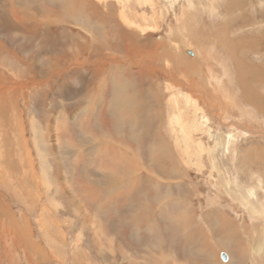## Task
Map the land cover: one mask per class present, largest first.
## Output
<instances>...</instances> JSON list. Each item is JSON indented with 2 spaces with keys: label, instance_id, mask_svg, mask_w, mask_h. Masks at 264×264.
<instances>
[{
  "label": "rangeland",
  "instance_id": "rangeland-1",
  "mask_svg": "<svg viewBox=\"0 0 264 264\" xmlns=\"http://www.w3.org/2000/svg\"><path fill=\"white\" fill-rule=\"evenodd\" d=\"M233 1L229 7L228 0H83L85 28H64L76 34L96 33L103 39L107 37L109 49L103 50L102 55L97 51L93 59L90 52H66L71 56L69 65L60 70L52 64L56 53L45 52L46 47L33 41L37 32V35L33 30L20 34L14 29L16 24L25 27L33 19H43L39 15L41 11L34 6L26 8L25 4L44 6L48 0H0V12L9 3L3 9L11 10L9 19L19 22H12L9 28L12 31L6 32L0 26V38L4 37L7 45L0 41V97L13 96L12 114L16 113L18 124L17 130L0 128V264H264V213L259 210L264 205V90L262 85L253 88L251 97L252 92L247 91L249 74L238 73L235 65L238 48L231 42L240 36L245 44L246 36L249 44H261L259 48L264 45L260 43L264 24L252 18L254 13L259 19L264 14L255 12L256 8L264 9V2L261 7L251 3L252 0ZM248 3L251 4L245 12L242 8ZM45 8L49 10L46 5ZM117 14H124L130 25L121 23ZM244 15L251 25L244 29L239 24L235 26H239L238 31L228 30L236 23L245 25ZM50 16L45 14L42 26L53 25L51 32L55 36L62 28L55 26L57 22ZM177 19L185 22L180 26L188 38L180 39L173 28L178 27ZM99 24L102 28H96ZM118 24L129 33L119 29ZM139 27L147 31L140 34ZM126 33L137 46L141 44L139 48L150 41L156 46L144 49V53L134 47L130 53L122 42ZM31 46L36 48L35 55L31 54ZM15 50L22 51L23 57L17 56ZM187 50L193 55L187 54ZM26 56H30V62L24 59ZM37 56H40L38 63ZM201 57L206 60L203 64ZM238 57L245 65L253 63L261 68L258 76L264 80V57L241 48ZM80 68L92 71L91 78L98 71L112 70L113 77L126 80L131 86L130 92L131 88L134 92L131 95L141 97H134L127 112L119 106L109 108L112 105L107 95L108 82L103 89L107 101L105 113L102 115L98 108L96 114L94 109L89 112L87 108V113L83 111L79 115L73 109L85 103L90 92L98 90V81L78 82L72 76L63 86L60 83ZM44 71V77L36 76V72ZM79 83L83 87L78 96ZM60 87L65 89L64 99L59 96ZM84 92H89L87 97ZM170 100L173 102L169 103ZM105 119L108 130L103 128ZM143 123L150 132L148 135L140 126ZM75 134L80 136L78 140ZM92 140L96 142L91 143ZM65 145L68 153L64 151ZM150 146H157L154 158L164 167L161 171L155 162H150ZM22 149L28 151L31 168L21 161ZM71 149H78L79 156L75 157ZM168 151L172 159L167 157ZM66 155L72 159L70 163ZM9 165L17 167L18 174L13 175ZM132 171V176L149 178L150 184L131 195V184L126 177L121 187L128 198L120 191L102 197L92 187L88 188L91 185L96 190L117 189L116 179ZM33 172L37 178L31 183L28 176ZM100 172L112 178L100 176L93 180ZM153 185L158 187L157 196ZM237 189L241 194L236 193ZM242 195L253 202L251 208L242 206ZM177 199L182 205L173 202ZM143 204L149 211L141 215ZM214 209L221 211L226 217H221V221L228 220L226 225L235 231L230 244L233 247L226 242L215 244V234L222 229L216 228L211 218L206 216L202 226L203 214L213 213ZM135 211L139 213L140 226L149 220L150 228L155 230L152 234L142 230L139 240L132 238L135 234L129 224ZM183 211L191 217V227L197 235L195 241L202 240L200 245L210 247L208 259L185 249V229L181 222L176 225L167 221ZM122 244L125 252L120 248ZM153 244L161 250L154 249Z\"/></svg>",
  "mask_w": 264,
  "mask_h": 264
},
{
  "label": "bare ground",
  "instance_id": "bare-ground-1",
  "mask_svg": "<svg viewBox=\"0 0 264 264\" xmlns=\"http://www.w3.org/2000/svg\"><path fill=\"white\" fill-rule=\"evenodd\" d=\"M34 1V0H33ZM36 1V0H35ZM83 0H48V3H46L45 5L46 6H48V8H49V10L47 11L46 10V8H45V5L43 6H41L40 8H38L37 6L35 7L34 5V8L37 10V11H41V16H43V19H44V17H45V14L46 13H50L51 15H53L54 16V12L57 14V16H55L56 18L58 17V18H66V20H71V21H74L73 22V25L74 26H76V27H80V28H85V15H84V13H83V9H82V7L84 6H82V2ZM51 3H53L52 5H51ZM8 5H9V3H8ZM7 5V3H6V5H4L3 6V8H5V7H7L8 6ZM248 5V4H247ZM10 6V5H9ZM25 6H26V8L28 7V8H30V4H25ZM40 6V5H39ZM2 8V10H1V14H0V26H5V27H7V28H10L11 26H12V22H17V23H19L18 21H14V20H10L9 19V14H10V12H11V10H9V9H3ZM31 8H33L32 6H31ZM9 10V11H8ZM244 10V9H243ZM12 13V12H11ZM243 14V13H242ZM59 15V16H58ZM117 16H118V18H120L119 20H120V22L121 23H124V25H130V23H129V21H127V17L124 15V14H117ZM115 17H116V14H115ZM178 18V17H177ZM182 18V17H181ZM43 19H37V20H35V19H33V20H31L30 22H28L27 23V25L25 26V27H23L22 26V24H16L15 25V27H14V29H16L20 34H22L23 32H25L26 34H28V33H30L29 32V30L31 29V30H33L32 28L36 25V23H38L39 21H40V23L42 24V21H43ZM260 19H264V14H261L260 15ZM180 19H177V25H178V27H173L174 29H175V31H176V33L178 34V36H179V38L181 39V38H185L186 39V37H187V35H185L184 36V28L182 27V26H180V25H182V23H185V22H183V21H179ZM195 20V19H194ZM219 20V19H218ZM245 22H246V20H245ZM180 23V24H179ZM190 23V22H189ZM89 24V23H88ZM251 24V22H249L247 25H250ZM120 27H119V29H122V30H127V28L125 27V26H123V25H121V24H118ZM235 25V24H234ZM232 26V29H230V27L228 28V30H230L231 32H233L235 29L238 31V29L235 27V26ZM102 26V25H101ZM100 26V24L98 25V26H96V28H102ZM184 26V25H183ZM88 27H90V26H88ZM158 27V25L156 26V28ZM247 27V26H246ZM35 28H36V26H35ZM34 28V29H35ZM146 28H148V25L146 26ZM91 29H94V28H92L91 27ZM155 29V28H154ZM158 29H160V28H158ZM143 30H147V29H143ZM226 30V29H225ZM239 30H241V28L239 29ZM213 31H215V30H213ZM28 32V33H27ZM33 32H34V30H33ZM127 33H129V31L127 30L126 31ZM198 32V31H197ZM219 32V31H218ZM124 34V36H123V38H122V42L123 43H125L127 46L126 47H128L129 48V50H130V53L133 51V49H134V47H135V50H139L140 49V52H143L144 53V49H147V50H150L155 44L154 43H152V41H150V42H148V44H142V46H140V48L138 47L139 45H141V44H138V46L135 44V43H137L134 39L132 40V38L129 36V34ZM200 33V32H199ZM215 33V32H214ZM217 33V32H216ZM215 33V34H216ZM209 34H211V32L209 33ZM212 34H213V32H212ZM254 34V33H253ZM36 35V34H35ZM79 35V34H78ZM78 35H73V34H71V36H69L67 39L69 40V41H73L72 43L73 44H75V45H79V40L80 39H78L77 37H78ZM84 34H82V36H83ZM221 35V34H220ZM241 35V34H240ZM32 35H28V37H31ZM72 36H74V37H72ZM80 36V35H79ZM215 36L216 35H214V39H216L215 38ZM223 36V35H222ZM56 37V36H55ZM210 37V36H209ZM74 38H77V40H75L74 41ZM80 38H81V36H80ZM134 38V37H133ZM188 38V37H187ZM212 38V37H211ZM218 38V37H217ZM208 39H210V38H208ZM221 39V38H220ZM263 39V38H262ZM217 40V39H216ZM215 40V41H216ZM248 40V39H247ZM251 40V39H250ZM254 40V39H253ZM33 41H35V42H42V43H44V44H48V45H50L51 46V51L50 50H48L47 52L49 53V54H55L56 53V59H55V61H52V64H53V66H54V68H60V70H63L64 69V67L65 66H67V65H69V63H68V61L70 60V55L68 54V53H66V49L65 50H63L64 48H63V46H62V51H58V50H56L55 48H56V45H54V44H57V43H59L60 42V40L59 39H57L55 42L53 41V39L52 38H49V37H47L46 35L44 36V37H37L36 36V38L33 40ZM222 41V40H221ZM231 41V40H230ZM255 41V40H254ZM103 42V41H102ZM101 42V40L99 41V36L98 37H94L93 36V39H92V44H93V46H92V48L89 50V51H87V52H90V53H95L96 52V50H94L93 48L95 47V49H97V48H99V49H101V51H102V53H104V51H103V49L101 48V46L103 45V43ZM209 42H210V40H209ZM233 42L236 44V42H237V46L238 47H240V48H243V49H246V51L247 52H251V51H255V49H257V48H253V47H249V46H247V45H243V42H242V40L241 39H235V38H233ZM248 42V41H247ZM246 42V43H247ZM250 42V41H249ZM245 43V44H246ZM259 43V42H258ZM258 43H256V44H258ZM261 43V42H260ZM132 44H134V45H132ZM163 44V43H162ZM166 44V43H165ZM224 44V43H223ZM226 44V43H225ZM224 44V45H225ZM229 45V44H228ZM242 45V46H241ZM254 45H255V42H254ZM156 46V45H155ZM257 46H261V44H259V45H257ZM60 47V46H59ZM125 47V48H126ZM164 47H165V45H164ZM227 47V46H226ZM255 47V46H254ZM264 47V46H263ZM263 47H261V49L259 48L258 50H262L263 49ZM223 48H224V46H223ZM228 48V47H227ZM53 49H55V50H53ZM57 49H59V48H57ZM159 49V48H158ZM61 50V49H60ZM155 50V49H154ZM239 50V49H238ZM55 51V52H54ZM73 50L71 49L70 50V52H72ZM243 51H245V50H243ZM39 52H43V51H39ZM80 52H83L82 50H78V51H76V54H80ZM85 52V51H84ZM99 52V51H98ZM127 52V51H126ZM155 52V51H154ZM153 52V53H154ZM237 52H239V51H237ZM129 53V52H128ZM129 53V54H130ZM152 53V52H151ZM186 53L187 54H189V55H193V53L191 52V51H186ZM256 53V52H255ZM233 56V55H232ZM160 57V56H159ZM236 57H237V55H236ZM162 58V57H161ZM202 58V64H203V61H206V60H204V58L203 57H201ZM234 58V57H233ZM261 58V57H260ZM206 59V58H205ZM234 59H236V58H234ZM236 62V61H235ZM196 63V62H195ZM201 63V62H200ZM201 64V65H202ZM206 64V63H205ZM217 64V63H216ZM196 65H197V63H196ZM210 66V65H209ZM242 66H244L245 67V64H241V67ZM252 66V65H251ZM196 67V66H195ZM243 67V68H244ZM248 69L250 68V66H246ZM210 68V67H209ZM256 68V67H255ZM77 69V68H76ZM194 69V68H193ZM258 69V68H257ZM212 70V69H211ZM247 70V69H246ZM249 71H251V73H254V72H256V69H252V67H251V69L249 70ZM252 71H254V72H252ZM45 72V71H44ZM60 72V71H59ZM111 72H112V70H111ZM247 72V71H246ZM258 72V71H257ZM89 73H90V75H89ZM93 72L92 71H89L88 69H82V68H80L79 70H76V71H74V72H71L70 74H68L67 76H66V78L65 79H63V80H61V83H60V85L61 86H63V84L65 83V82H67V78H71L72 76H74V79H75V81L77 80L78 82H80V80L81 81H85V82H88V80H90L91 79V76H93L94 74H92ZM109 73L110 72H108V73H106V72H103V73H99L101 76L102 75H109ZM36 76H38V77H41V75H43V77L45 76V74H46V72L45 73H43V72H36ZM142 74V73H141ZM240 74V73H239ZM256 74V73H255ZM250 75V74H249ZM251 75H253V74H251ZM97 77L99 76L98 74L96 75ZM82 78H83V80H82ZM141 78V77H140ZM106 79V78H105ZM105 79H103V81L105 82ZM102 81V82H103ZM258 81V80H257ZM60 82V81H59ZM100 82V81H99ZM261 82V81H260ZM257 85V84H256ZM261 85L263 86V88H264V82L263 83H261ZM83 87V86H82ZM85 87V86H84ZM131 87V86H130ZM130 87H129V85L127 84V82H126V80L125 81H123V80H121V78H118V79H115L114 81H111V83H110V96L112 95V97H113V99L111 100V104H112V107H114L115 108V106H119L120 107V109L121 110H126V112H127V110H129L130 108H131V106H132V103L134 102V100H135V98L134 97H136L137 95H139V94H135V95H131L130 93L132 92V94H134V92H133V89L131 88V92H130ZM142 87V86H141ZM61 88V87H60ZM127 90V91H126ZM129 90V91H128ZM63 91H65V89L63 88ZM82 91V90H81ZM155 91V90H154ZM126 92V93H125ZM64 94V93H63ZM85 95V94H84ZM79 96V95H78ZM85 97V96H84ZM139 97H141L140 95H139ZM111 98V97H110ZM118 102H119V105H118ZM141 104V103H140ZM13 105H14V98H13V96L12 95H5V96H1L0 97V122H1V125H0V128H6V129H12V130H14V129H18V124H17V122H16V118H17V116H16V113L15 114H12V110L14 111V108H13ZM118 107V108H119ZM89 109V106L88 105H86L85 106V108H84V112L86 111V109ZM119 109V110H120ZM148 109V108H147ZM11 112V113H10ZM10 113V114H9ZM122 113V112H121ZM74 115V114H73ZM117 115H118V113H117ZM127 115V114H126ZM63 116H64V113H63ZM122 116H125L124 115V113H122ZM85 117L87 118V116L85 115ZM132 117V116H131ZM90 118V117H89ZM74 119H76V117L75 118H73V120ZM131 119V118H130ZM72 120V121H73ZM114 121V120H113ZM112 121V122H113ZM123 121V120H122ZM127 122V121H126ZM115 123V122H114ZM117 123V122H116ZM120 123V122H119ZM125 124V123H124ZM117 126V125H116ZM157 127V126H156ZM68 128V127H67ZM115 128V127H114ZM65 129V128H64ZM15 130V131H16ZM60 130H61V133H62V131L64 132V130H63V127H61L60 128ZM156 130V132H158V130H159V128L157 127V129H155ZM154 130V131H155ZM66 131V130H65ZM160 132V131H159ZM148 133H150L149 131H147V129L145 130V134L146 135H148ZM157 134V133H156ZM85 135V134H84ZM152 135V134H151ZM64 136V135H63ZM75 136H77V139L76 140H78V138L80 137L79 135H77V134H75ZM61 137H62V135H61ZM74 139V138H73ZM73 139H70V141L69 142H72V140ZM69 140V139H68ZM75 140V141H76ZM90 140V139H89ZM75 141H74V144H75ZM68 142V143H69ZM69 145H71V143L69 144ZM91 146H93L94 148H95V144H93V145H91ZM97 147V146H96ZM77 148H79V147H77ZM110 148V147H109ZM97 149H98V147H97ZM156 149H157V146L155 147H152V146H150V151L152 152V156H151V159H150V162H155L156 163V165H158L157 167H158V170L159 171H161L162 170V168L164 169V167L154 158V156H155V154L156 153H154L155 151H156ZM76 151H72V149H71V152L74 154V156H75V154H76V156L75 157H78L79 155H78V149H75ZM64 151H65V153H68V147H67V145H65V149H64ZM84 153V152H83ZM28 154V151L26 150V149H22L21 150V155H22V157L20 156V158H21V161H23V165L26 167V165H25V163L26 164H28V165H30V157L27 155ZM71 155V154H70ZM78 155V156H77ZM68 156V157H67ZM84 156V155H83ZM67 157V158H66ZM167 157H170L171 159H172V157H171V151H168L167 152ZM65 159H67L68 160V163H70L71 161H72V159H70L69 160V155H66L65 156ZM81 159V158H80ZM79 159V160H80ZM163 159V158H162ZM167 159V158H166ZM171 159H170V161H171ZM174 160V159H173ZM122 161V160H121ZM163 161V160H162ZM80 163H82L81 162V160H80ZM84 163V162H83ZM133 164V163H132ZM170 164H171V162H170ZM173 165V164H172ZM10 167H12L11 169V171H12V174L14 175H16V174H18V169H17V167H13L12 165H9ZM129 166V165H128ZM85 167V166H84ZM130 167V166H129ZM132 167V166H131ZM30 168H31V165H30ZM171 170H170V173H173L174 172V169H173V166H171V168H170ZM88 170V169H87ZM86 170V171H87ZM29 172H31V170L29 169ZM44 172V171H43ZM133 174V173H132ZM90 175V174H89ZM173 175V174H172ZM179 175V174H178ZM71 176V175H70ZM74 176V175H73ZM96 176V175H95ZM37 177H36V175H35V173L33 172L31 175H29L28 176V180H29V182H33V180H35ZM114 178V177H113ZM42 179L44 180V182H47L46 181V178H44V177H42ZM49 180L48 181H50V176H49V178H48ZM93 179V178H92ZM94 179L95 180H97V177H94ZM131 179H133V180H136L137 182H134L135 184H140V186H142V187H144V188H146V186H148V183L150 184V181H149V178H146L145 180L144 179H141L140 178V180L141 181H138L137 180V177H132ZM79 180V179H78ZM89 180V179H88ZM153 181H154V179H152ZM76 181V180H75ZM126 180L123 178V176L122 177H118L117 179H116V183L117 182H119V183H117V186L118 187H120V188H122L121 187V183H124ZM83 183V182H82ZM90 184V183H89ZM130 184V183H129ZM153 184V183H152ZM155 184V183H154ZM84 185V184H83ZM126 185V184H125ZM146 185V186H145ZM127 186V185H126ZM157 186H159L158 184H157ZM156 185H153V189H155L156 191H155V195L157 196L158 195V192L159 191H157L158 189V187H157ZM83 187V186H82ZM89 187H92V189H93V191H97V192H99L100 194H102V197H103V195L105 194H107V193H113V194H115V193H118V189L119 188H117V189H112V188H106V189H101V188H99L98 190H96L94 187L95 186H88V188ZM136 187H138L137 185H136ZM143 188V189H144ZM84 189V188H83ZM137 189H139V188H137ZM159 189H160V186H159ZM86 190V189H85ZM124 190H125V188H124ZM122 191V193L124 194V197L125 198H128L127 197V194H126V191ZM127 190V189H126ZM141 190V189H140ZM149 191V190H148ZM133 192V191H132ZM132 192H130V194L132 193ZM139 193H141V194H143L142 192H139ZM148 193V192H147ZM157 193V194H156ZM236 193H238V194H241L240 193V190H238L237 189V191H236ZM129 194V195H130ZM138 194V193H137ZM136 194V195H137ZM117 195V194H116ZM132 195V194H131ZM134 195V194H133ZM145 195V194H144ZM94 196V195H93ZM113 196V195H112ZM140 196V195H139ZM114 197V196H113ZM143 197H145V196H143ZM241 198H242V201H241V203H242V206L243 207H247V208H251V206L253 205L252 203V201L250 200V199H247L245 196H240ZM91 198V197H90ZM89 198V199H90ZM107 198V197H106ZM116 198V197H115ZM141 198V197H140ZM131 199H132V197H131ZM154 201L156 200V198H155V196H154ZM141 200V199H140ZM84 201V200H83ZM92 201V200H91ZM102 201V200H101ZM143 201V200H142ZM109 202V201H108ZM112 202V201H111ZM110 202V203H111ZM173 202L176 204V203H179V204H181L180 203V200H173ZM252 202V203H251ZM129 203V202H128ZM127 203V204H128ZM95 204H97V203H95ZM116 204V203H115ZM109 205V204H108ZM111 205V204H110ZM182 205V204H181ZM184 205H186L185 203L183 204V206ZM112 206V205H111ZM115 206V205H114ZM127 206V205H126ZM155 206V205H154ZM96 207H97V205H96ZM102 208V207H101ZM106 208H107V206H106ZM117 208V207H116ZM121 208V207H120ZM128 208V207H127ZM182 208V207H181ZM121 210V209H120ZM126 210V209H125ZM124 210V211H125ZM140 210H142V211H140L141 212V215L142 214H145V213H148L147 211H149L148 210V207H147V205H145V204H143V206H140ZM259 210H261L263 213H264V205L263 206H261V208L259 209ZM110 211V210H109ZM137 211H139V210H137ZM137 211H135L134 212V214H133V217H131L133 220L131 221V222H129V224L131 225V227L133 228L132 230V232H133V234H135V236H133L132 238L133 239H138V238H140V232L142 231V230H144V231H148L150 234H152L153 233V230L150 228V226H151V224H150V221L148 220V222H147V220H146V222L147 223H145L144 224V226H140V224H139V219H138V216H139V213H137ZM1 212H2V210H1ZM145 212V213H144ZM115 213V212H114ZM110 216V215H109ZM206 216L207 217H209V218H211L213 221H212V224L213 225H215L216 226V228H220V229H222L221 230V232L220 233H218V234H215V235H217L216 236V238H215V241H216V245H221L223 242H226L227 243V245H230V244H232V242H233V240H234V235H236L235 234V231L233 230V229H231V227L232 226H228V224L226 225V221H228V220H226V221H224V219L221 221V217L222 218H226L224 215H222V213H221V211H218L217 209H214L213 210V213H208V214H203V222H201L203 225L202 226H204V221H205V219H207L206 218ZM123 217V216H122ZM107 218H108V215H107ZM116 218V217H115ZM115 218H114V222H115ZM113 219V218H112ZM12 220H13V218H12ZM131 220V219H130ZM13 221H15V219L13 220ZM13 221H12V223H13ZM128 221V220H127ZM168 222L170 221V222H175V224L177 225V224H179L180 222L183 224V227H184V229H185V233H184V238H185V241H184V246H185V249H187V248H189L190 250H192L191 252L195 255V256H198L199 258H209L210 257V255H211V253H210V250H209V246L208 245H206V244H204V245H200L201 244V241L200 240H198V241H195V239H197L196 238V232H194V230L192 229V227H191V225L193 224V222H192V220H191V217L188 215V212L186 211H183L182 213H178L177 215H175V216H173L172 217V219L171 220H167ZM230 221V220H229ZM113 222V223H114ZM146 224H148V226L146 225ZM207 225H209L208 223H206ZM211 224V223H210ZM117 225V224H116ZM198 225H200V224H198ZM212 225V226H213ZM112 226V225H111ZM164 226H165V229H166V231H168V229H167V224H164ZM106 227H107V225H106ZM110 227V226H109ZM201 227V225L199 226V228ZM102 228V227H101ZM111 228V227H110ZM110 228H108V230L110 229ZM172 228V227H171ZM195 228V227H194ZM202 228V227H201ZM236 228V227H235ZM246 228V227H245ZM98 229V228H97ZM169 230H170V228H169ZM246 230V229H245ZM155 231V230H154ZM169 232V231H168ZM218 232V231H217ZM245 232V231H244ZM243 232V233H244ZM202 233V232H201ZM250 233V232H249ZM132 234V235H133ZM155 234V233H154ZM207 235V234H206ZM103 236H104V234H103ZM106 236V235H105ZM131 236V235H130ZM142 236V235H141ZM203 236V235H202ZM258 236H259V234H258ZM215 237V236H214ZM130 238V237H129ZM255 238V237H254ZM80 239V238H79ZM111 239H113L112 241H114L115 240V238L114 237H111ZM139 240V239H138ZM236 241V240H235ZM240 242V241H239ZM238 242V243H239ZM242 242V241H241ZM259 242V241H258ZM247 243V242H246ZM255 243V242H254ZM253 243V244H254ZM259 245V244H258ZM122 247H120L119 245H118V248L120 247L121 248V250L123 251V252H125V248L123 247V244L121 245ZM231 246V245H230ZM234 246V245H233ZM233 246H231V247H233ZM238 245L236 244V246L235 247H237ZM252 246V245H251ZM154 249H160L161 250V248L159 247V246H157V245H155V244H153V246H152ZM212 247V246H211ZM258 247V246H257ZM144 249H145V247H143ZM212 249V248H211ZM260 250V249H259ZM147 251H150V249H147ZM102 254V253H101ZM122 254V253H121ZM167 256V255H166ZM154 257V256H153ZM193 257V256H192ZM241 259H242V257H241ZM241 259L240 260H238V261H241ZM222 260H225V259H222ZM147 261V260H146ZM162 261V260H161ZM235 264H238V263H235Z\"/></svg>",
  "mask_w": 264,
  "mask_h": 264
},
{
  "label": "crops",
  "instance_id": "crops-1",
  "mask_svg": "<svg viewBox=\"0 0 264 264\" xmlns=\"http://www.w3.org/2000/svg\"><path fill=\"white\" fill-rule=\"evenodd\" d=\"M27 1H29V0H26V2ZM233 0H232V2H231V0H228V6L229 7H231V6H233ZM264 2V0H252V2L251 3H256V4H258V5H261L262 3ZM231 3V4H230ZM243 3H245V2H243ZM251 3H248V5H246V7H244V8H242V9H244L245 10V12H247V8H249V6H250V4ZM30 4V3H29ZM31 5V4H30ZM31 6H33V5H31ZM31 6H30V8H31ZM35 7L37 6H39V5H34ZM41 6V5H40ZM261 7H262V5H261ZM38 8H40V7H38ZM26 9V8H25ZM33 13H36V12H34V11H32ZM255 12H263L264 13V9H262L261 10V8H256V10H255ZM47 14V13H46ZM40 16H41V14H39ZM55 16H57V14L54 12V17L51 15L50 17L52 18V19H54V21H56L57 22V24H54L55 26H57V25H61V28H62V30L61 31H59V33L57 34V35H53V33L51 32V29H52V27H54L53 25H47V26H42V24L40 23V21L38 22V23H36V28H35V26L32 28L33 30H34V32H35V34L37 35V33H38V35L40 36L41 35V37H44L45 35L47 36V37H49V38H52L53 39V41L55 42L57 39H59L60 40V42L59 43H57V44H54V45H56V50H58V51H62V46H63V50H65L66 49V52H70V50L72 49L73 51L72 52H76V51H78V50H82V51H85V52H87V51H89V49H91L92 48V46H93V44H92V39H93V36L96 38V37H98L99 36V41L101 40V42L103 43V45L101 46V48L103 49V50H108L109 49V47H108V44L106 43V39H107V37H105L106 39H103L102 38V36L101 35H97L96 33H85L86 35H83L82 36V34H80L79 33V35L81 36V38H80V36L78 35V34H76V33H73L70 29H66V28H64V26L65 27H67V26H72V27H74V25H73V22L74 21H71V20H66V18H56ZM59 16V15H58ZM252 18H254V21H256V22H259L260 23V25H263L264 24V19H259L258 17H255V13H254V15L252 16ZM244 21L246 20V22H245V25L244 24H242V23H236L235 21H234V23H236L234 26H236V25H239V24H241L240 26H244V29H245V27L246 26H249V25H247L249 22H248V20L247 19H245V15H244ZM233 22V21H232ZM255 22V23H256ZM252 23V22H251ZM251 25V24H250ZM50 26V27H49ZM3 27V30H5L6 32L8 31V30H10V31H12L11 29H9V28H6L5 26H2ZM45 27H49V29H47V28H45ZM239 27V26H238ZM238 27H236V28H238ZM35 28V29H34ZM143 28L144 27H139V30H137L140 34L141 33H143V32H146L147 30H143ZM262 29V28H261ZM236 30V29H235ZM234 30V31H235ZM30 31L32 32V30L30 29ZM37 32V33H36ZM262 30H261V32H260V36H261V43H264V34H262ZM6 34V33H5ZM71 34H73V35H78V39H80L79 40V44H80V46H79V48H77L76 49V51H75V49L74 48H76V46L77 45H75V44H73L72 43V41H69L67 38L69 37V36H71ZM37 35V36H38ZM53 36V37H52ZM33 37H34V35H33ZM77 38H74V41L75 40H77ZM263 38V39H262ZM235 39H241V37L239 36V37H235ZM248 38L245 36V38H243V40L245 41L246 40V44H243V45H247V46H249V47H253V48H257V49H255V51L253 50V51H251V54L252 55H256V56H260L261 58H263L264 57V45L262 46L263 47V49L262 50H258L259 49V47L257 46V45H254V43L253 44H249V40H247ZM232 41V43H233V39H231ZM0 41L1 42H3L4 44H5V46H7L6 45V41H5V39H4V37H1L0 38ZM22 44H24V45H26L24 42L22 43ZM39 44H40V46H43V47H46V49H45V52H47L48 50H50L51 51V46L50 45H48V44H44V43H42V42H39ZM107 44V45H106ZM27 46H30V45H27ZM60 46V47H59ZM242 46V45H241ZM255 46V47H254ZM32 47V46H31ZM236 49L238 48L239 50H237V51H239L240 52V47H238L237 46V42H236V44H235V46H234ZM8 48H10V47H8ZM12 48V47H11ZM10 48V49H11ZM33 48H35V47H32V48H29V49H31V50H33V52L31 53V54H34L35 55V50H36V48L35 49H33ZM57 48H59V49H57ZM55 49H53V50H55ZM61 49V50H60ZM94 50H96V52L97 51H101V49H99V48H97V49H95V47L93 48ZM261 49V48H260ZM243 50H245V52H247L246 51V49H243V48H241V51H243ZM28 51V50H27ZM26 51V52H27ZM236 51V55H237V60H236V63H235V65H236V67H237V70H238V73H240V74H244V72H246L247 71V74H250V75H248V79H247V83H250V89L247 87V91L249 92V90L252 92V96L251 97H253V88H255V87H259L260 85H261V83H263L264 82V80L263 79H261V78H259V76H258V72H259V70L261 69V68H258L257 69V67L255 68V66L254 65H252V64H250V68L248 69L246 66H248V65H245V67L244 66H242L241 67V64H244V62H242L241 60H238V53L239 52H237ZM15 52H16V55L17 56H21V58L23 57V53H22V51H16L15 50ZM55 52V51H54ZM96 52L95 53H93L92 54V59H93V56L94 55H96ZM256 52V53H255ZM26 54H30V53H26ZM101 55H102V51H101ZM235 55V56H236ZM38 58L36 59V63H38V61L40 60V56H37ZM30 58V56L29 57H27L26 56V58H24L26 61H28V62H30L31 61V59H29ZM90 59V58H89ZM99 59H101V58H99ZM86 60H88V59H86ZM98 61V60H97ZM99 62H100V60H99ZM98 62V63H99ZM97 63V64H98ZM39 65H40V63H39ZM252 65V66H251ZM244 67V68H243ZM251 67H252V69L254 68V69H256V72H254V71H252V72H254V73H251V71H249L250 69H251ZM109 69V68H108ZM115 69V68H114ZM247 69V70H246ZM239 71H241V72H239ZM258 71V72H257ZM106 73H108V72H110L109 73V75H102V76H94L93 78H91L89 81H98L97 82V84L99 85L98 86V90H96L95 92H84L85 93V96L87 97L88 95H90L89 97H88V100L87 101H85V103H82L78 108H76V109H73V112H76V113H78L79 115L80 114H84V108H85V106L84 105H86V104H88V103H90L89 104V112H91V111H93V109H94V112L97 114L98 112H97V109L99 108L100 109V112H102V115L105 113L104 112V110H105V107H107V101H105V98H104V95H103V93H104V87H105V85L109 82V84L111 83V81H114L115 79H118L119 77H116V76H114L113 77V75H112V72H111V70H109V71H105ZM99 73H103V71H101V72H97V74H99ZM256 73V74H255ZM251 74H253V75H251ZM141 77V75L139 76V79H141L140 78ZM106 78V79H105ZM103 79H105V82L103 81ZM138 79V80H139ZM258 80V81H257ZM100 81V82H99ZM103 81V82H102ZM261 81V82H260ZM80 84V88L79 89H77L78 91H77V95H78V93H79V90L82 88L81 87V83H79ZM100 84H101V88H99L100 87ZM252 84V85H251ZM257 84V85H256ZM85 85V84H84ZM87 85H89V83H87ZM59 89V96H62V98L64 99L65 97H63V93H65L64 91H63V88H58ZM263 90H264V88H262ZM99 90H101V91H99ZM140 91V90H139ZM107 92V91H106ZM87 93H89L88 95H87ZM98 93H99V95H98ZM108 94L107 95H109L108 97L112 100L113 99V97H112V95L110 96V85H109V90H108V92H107ZM76 95V96H77ZM94 95V98H92V96ZM140 95V94H139ZM139 95H137L138 97H139ZM247 95L249 96V93H247ZM64 96H66V95H64ZM110 99H109V101H110ZM92 101H94V105L92 104L91 105V102ZM111 102V101H110ZM171 102H173V100H170L169 101V103H171ZM93 103V102H92ZM112 105V104H111ZM118 105H119V102H118ZM84 107V108H83ZM110 107H112V106H109V108ZM101 108H102V110L103 111H101ZM56 113H59V112H56ZM85 113H87V112H85ZM78 115V116H79ZM103 121V128L105 127V129H107V126H108V122H107V120L105 119V120H102ZM159 121V116L156 118V122L155 123H157ZM83 122V121H82ZM72 123L74 124V123H76V119H74L73 121H72ZM140 126H142V127H144V131H145V125H144V123L142 124V125H140ZM66 130V129H65ZM68 131H71L70 129H67ZM108 130V129H107ZM136 135V134H135ZM91 136V135H90ZM102 139H103V137H102ZM133 140H134V138H133ZM96 141H91V143H95ZM139 157V156H138ZM135 158V157H134ZM126 159V158H125ZM141 159V158H140ZM124 171H122V173H123ZM128 172H130V170L128 171ZM132 173H133V171H132ZM132 173H129V175H123V178L125 179L126 177H127V183H130L131 184V187H130V192H132L133 191V193L135 192V191H139L140 189L141 190H143V187L142 186H140V184H135L134 182H137L136 180H133V179H131V177H136V175H133L132 176ZM158 174V173H157ZM141 175H142V173H141ZM161 175H163V174H161ZM95 176V175H94ZM94 176H93V180H95L94 179ZM97 176V178L98 179H100V176H104V177H107V178H110V176L107 174V173H98V175H96ZM164 176V175H163ZM120 177H122V175H120ZM112 178V177H111ZM110 178V179H111ZM143 179V178H142ZM169 178H167V180H168ZM126 180V179H125ZM137 180L138 181H141L140 180V176H139V178L137 177ZM145 180V179H144ZM97 181V180H96ZM96 181H94V182H96ZM126 183V184H127ZM195 184V183H194ZM136 185L138 186V187H136ZM123 186V185H122ZM117 188H119L118 189V192L120 191V192H122L123 190H122V188H120V187H117ZM137 188H139V189H137ZM180 188V187H179ZM140 190V191H141ZM169 190H172L171 188H169ZM168 190V191H169ZM123 198V197H122ZM218 199V198H217ZM240 249H242L241 247H240ZM238 255V254H237ZM239 256V255H238ZM241 257H242V254H241V256L239 257L240 259H241ZM238 258V260H240Z\"/></svg>",
  "mask_w": 264,
  "mask_h": 264
},
{
  "label": "water",
  "instance_id": "water-1",
  "mask_svg": "<svg viewBox=\"0 0 264 264\" xmlns=\"http://www.w3.org/2000/svg\"><path fill=\"white\" fill-rule=\"evenodd\" d=\"M221 258L222 259H225V254L222 253Z\"/></svg>",
  "mask_w": 264,
  "mask_h": 264
}]
</instances>
